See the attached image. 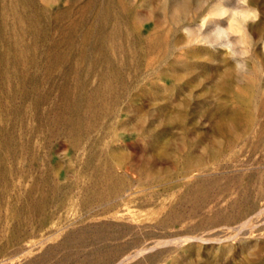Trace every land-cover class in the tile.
<instances>
[{"label": "rangeland", "instance_id": "rangeland-1", "mask_svg": "<svg viewBox=\"0 0 264 264\" xmlns=\"http://www.w3.org/2000/svg\"><path fill=\"white\" fill-rule=\"evenodd\" d=\"M0 264H264V0H0Z\"/></svg>", "mask_w": 264, "mask_h": 264}, {"label": "bare ground", "instance_id": "bare-ground-1", "mask_svg": "<svg viewBox=\"0 0 264 264\" xmlns=\"http://www.w3.org/2000/svg\"><path fill=\"white\" fill-rule=\"evenodd\" d=\"M106 5H104L103 7H101V8H99L98 9V11L95 13V15H94V18L96 19V21H97V23H98V21H103V20H105L106 19V16L108 15L107 14V9H105L106 7H105ZM217 29H218V27H217ZM221 29V28H220ZM220 29H218L217 31H216V33L217 32H219L218 34H220V32L222 31V30H220ZM93 30V29H92ZM223 32V31H222ZM221 32V33H222ZM98 45H99V41H98V43H97V40L96 41H92V43H89L87 46H88V49H91L92 51L94 50H96V49H98ZM74 111H76L75 109H74ZM77 112V111H76ZM72 128L73 129H75L76 128V126H72Z\"/></svg>", "mask_w": 264, "mask_h": 264}]
</instances>
